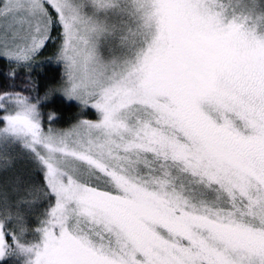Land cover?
I'll list each match as a JSON object with an SVG mask.
<instances>
[{"label": "snow or ice", "instance_id": "obj_1", "mask_svg": "<svg viewBox=\"0 0 264 264\" xmlns=\"http://www.w3.org/2000/svg\"><path fill=\"white\" fill-rule=\"evenodd\" d=\"M0 78V264H264V0H0Z\"/></svg>", "mask_w": 264, "mask_h": 264}, {"label": "trees", "instance_id": "obj_2", "mask_svg": "<svg viewBox=\"0 0 264 264\" xmlns=\"http://www.w3.org/2000/svg\"><path fill=\"white\" fill-rule=\"evenodd\" d=\"M45 55H48V53H45ZM46 67L49 68V72L50 73H55L58 71L57 67L55 64H52V65H46ZM2 79V78H0ZM75 109H70V110H65L63 111V114H62V119H61V123H65L71 116L72 112H74Z\"/></svg>", "mask_w": 264, "mask_h": 264}]
</instances>
